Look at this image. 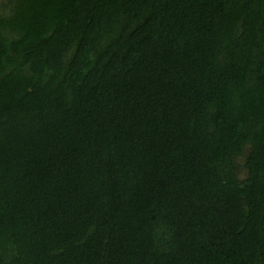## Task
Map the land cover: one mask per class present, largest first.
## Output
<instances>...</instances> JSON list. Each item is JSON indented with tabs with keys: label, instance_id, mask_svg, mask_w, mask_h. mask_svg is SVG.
Instances as JSON below:
<instances>
[{
	"label": "trees",
	"instance_id": "16d2710c",
	"mask_svg": "<svg viewBox=\"0 0 264 264\" xmlns=\"http://www.w3.org/2000/svg\"><path fill=\"white\" fill-rule=\"evenodd\" d=\"M0 264H264V0H0Z\"/></svg>",
	"mask_w": 264,
	"mask_h": 264
},
{
	"label": "rangeland",
	"instance_id": "374dc122",
	"mask_svg": "<svg viewBox=\"0 0 264 264\" xmlns=\"http://www.w3.org/2000/svg\"><path fill=\"white\" fill-rule=\"evenodd\" d=\"M237 161H239V162H240L241 160H240V159H238Z\"/></svg>",
	"mask_w": 264,
	"mask_h": 264
}]
</instances>
